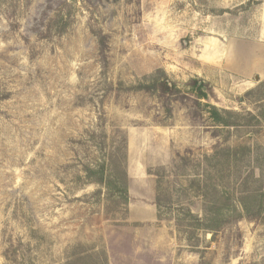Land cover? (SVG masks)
<instances>
[{
	"label": "rangeland",
	"instance_id": "obj_1",
	"mask_svg": "<svg viewBox=\"0 0 264 264\" xmlns=\"http://www.w3.org/2000/svg\"><path fill=\"white\" fill-rule=\"evenodd\" d=\"M0 264H264V0H0Z\"/></svg>",
	"mask_w": 264,
	"mask_h": 264
},
{
	"label": "trees",
	"instance_id": "obj_2",
	"mask_svg": "<svg viewBox=\"0 0 264 264\" xmlns=\"http://www.w3.org/2000/svg\"><path fill=\"white\" fill-rule=\"evenodd\" d=\"M102 45H104V43H102ZM167 90H169L168 86L166 83H163L162 84ZM144 89H147L149 90V87H145ZM212 109V118L214 120H216L217 122L225 125V126H231V123L229 122H226L223 118H222V114L220 111L217 110V108L215 107H211ZM223 113H226V114H231L229 111H224ZM103 167V166H102ZM100 166H98V168H102ZM105 167L102 168V176H100V178L96 181L98 184H101V185H107V180L104 179V171ZM93 170L91 169H87L86 170V174L87 176L90 178L91 176V173H92ZM109 183V182H108ZM116 189L120 192V194H122L123 198L126 200V201H129V193H128V190L126 187H122V184L119 183V179L116 180ZM193 216V215H191ZM242 218V215H239V217H237V220L239 221L240 219Z\"/></svg>",
	"mask_w": 264,
	"mask_h": 264
},
{
	"label": "bare ground",
	"instance_id": "obj_3",
	"mask_svg": "<svg viewBox=\"0 0 264 264\" xmlns=\"http://www.w3.org/2000/svg\"><path fill=\"white\" fill-rule=\"evenodd\" d=\"M214 43V42H213ZM215 44V43H214ZM213 44H210V47H208V51L210 52V54L211 55H213V54H217L218 53V49H216V47L214 46ZM240 51V50H239ZM250 54H251V52H250ZM240 55H242V56H240ZM233 56V55H232ZM238 60H240V61H243L244 62V60H246V57H244V55L243 54H239L238 55Z\"/></svg>",
	"mask_w": 264,
	"mask_h": 264
},
{
	"label": "water",
	"instance_id": "obj_4",
	"mask_svg": "<svg viewBox=\"0 0 264 264\" xmlns=\"http://www.w3.org/2000/svg\"><path fill=\"white\" fill-rule=\"evenodd\" d=\"M256 79L258 80V77Z\"/></svg>",
	"mask_w": 264,
	"mask_h": 264
}]
</instances>
